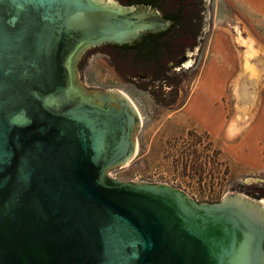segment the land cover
<instances>
[{
	"label": "water",
	"instance_id": "1",
	"mask_svg": "<svg viewBox=\"0 0 264 264\" xmlns=\"http://www.w3.org/2000/svg\"><path fill=\"white\" fill-rule=\"evenodd\" d=\"M125 3L0 0V264H264V199L199 202L106 174L135 152L138 116L124 94L82 87L85 55L108 53L120 82L176 106L211 33L212 2L195 0L192 46L166 82L151 83L102 43L169 21L154 4ZM243 181L251 197L264 190L263 180Z\"/></svg>",
	"mask_w": 264,
	"mask_h": 264
},
{
	"label": "rangeland",
	"instance_id": "2",
	"mask_svg": "<svg viewBox=\"0 0 264 264\" xmlns=\"http://www.w3.org/2000/svg\"><path fill=\"white\" fill-rule=\"evenodd\" d=\"M210 1L211 33L194 50L176 106L120 82L108 53L85 55L82 87L135 105L137 153L111 169L116 176L153 174L199 202L255 199L239 187L264 181V0Z\"/></svg>",
	"mask_w": 264,
	"mask_h": 264
},
{
	"label": "trees",
	"instance_id": "3",
	"mask_svg": "<svg viewBox=\"0 0 264 264\" xmlns=\"http://www.w3.org/2000/svg\"><path fill=\"white\" fill-rule=\"evenodd\" d=\"M132 3L154 4L164 18L170 16L168 25L157 32L146 31L130 43L103 44L113 48L114 60L131 74L140 73L147 81L160 79L166 70V60L183 47L182 31H192L196 23L195 0H125ZM261 192L256 197H261Z\"/></svg>",
	"mask_w": 264,
	"mask_h": 264
},
{
	"label": "flooded vegetation",
	"instance_id": "4",
	"mask_svg": "<svg viewBox=\"0 0 264 264\" xmlns=\"http://www.w3.org/2000/svg\"><path fill=\"white\" fill-rule=\"evenodd\" d=\"M156 7V6H155ZM158 9V8H157ZM162 15V14H161ZM171 18H170V16H167V20L169 21ZM157 32V31H156ZM182 34V36L184 37V43H183V47L180 49V50H178L171 58H169L168 60H166V70L167 71H165V73H164V75L163 76H161V78L160 79H156V80H153V79H151V83H157L158 81H160V80H165V82L167 81V75H169L170 74V70H172V67L174 66V63L175 64H178V62L180 61V59L184 56V54H183V52L186 50V48H188V47H191L192 46V43H193V41H194V37H195V34L192 32V31H182L181 32ZM103 44V43H102ZM141 72V71H140ZM138 73V74H140V75H142L141 73ZM143 76V75H142ZM157 86V85H156ZM98 102H100V103H102V101H99V100H97ZM112 104H116V102H112ZM137 113V112H136ZM137 116H138V114H137ZM138 120H139V118H138ZM137 123H138V121H137ZM136 123V124H137ZM136 149H137V144H136ZM135 149V152H134V155H133V157L136 155V153H137V150ZM119 165V164H118ZM118 165H114V166H112V167H110V168H108L107 170H106V174L109 176V177H111V178H116V179H120V180H128V179H124V178H122V177H118V176H116V173H112V171H111V169H113L115 166H118ZM136 174V173H135ZM112 175H115V176H112ZM138 175H142V174H138ZM142 176H146V175H142ZM149 177H151V178H153V180L155 179V180H158V179H156L155 178V175H153V174H151V175H149ZM125 178H128V177H125ZM129 181H132V180H129ZM135 182H146V181H135ZM165 184H167V183H165ZM261 197H256L255 199H259V198H263L264 199V193H261V195H260ZM245 197V196H244Z\"/></svg>",
	"mask_w": 264,
	"mask_h": 264
},
{
	"label": "built area",
	"instance_id": "5",
	"mask_svg": "<svg viewBox=\"0 0 264 264\" xmlns=\"http://www.w3.org/2000/svg\"><path fill=\"white\" fill-rule=\"evenodd\" d=\"M115 176V175H112ZM124 179H128V180H132V181H146V182H160L159 180H153V178L149 177V176H142V175H138V174H134L128 178H124ZM165 181V180H163ZM166 183V182H163ZM168 184V183H167ZM204 196H207V194H205ZM196 201H199L198 199H194Z\"/></svg>",
	"mask_w": 264,
	"mask_h": 264
},
{
	"label": "bare ground",
	"instance_id": "6",
	"mask_svg": "<svg viewBox=\"0 0 264 264\" xmlns=\"http://www.w3.org/2000/svg\"><path fill=\"white\" fill-rule=\"evenodd\" d=\"M128 98V97H127ZM135 106V105H134ZM140 114V113H139ZM140 117V116H139ZM231 128H234V126L233 125H231Z\"/></svg>",
	"mask_w": 264,
	"mask_h": 264
}]
</instances>
